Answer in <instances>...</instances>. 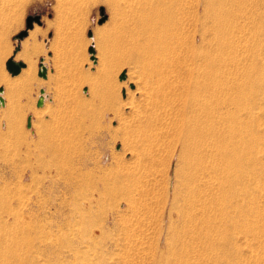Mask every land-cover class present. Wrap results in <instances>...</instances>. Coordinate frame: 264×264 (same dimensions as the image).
I'll return each mask as SVG.
<instances>
[{"label":"rangeland","instance_id":"1","mask_svg":"<svg viewBox=\"0 0 264 264\" xmlns=\"http://www.w3.org/2000/svg\"><path fill=\"white\" fill-rule=\"evenodd\" d=\"M205 5L233 113L192 167L146 33L191 37ZM16 47L27 76L5 68ZM0 89V264H264V0H0Z\"/></svg>","mask_w":264,"mask_h":264},{"label":"bare ground","instance_id":"2","mask_svg":"<svg viewBox=\"0 0 264 264\" xmlns=\"http://www.w3.org/2000/svg\"><path fill=\"white\" fill-rule=\"evenodd\" d=\"M209 7L210 5L204 6V17L198 20L203 24V27L191 37L187 36V33H184L179 25L167 27L163 25L164 27L152 28L147 33L145 32L148 34L146 38L148 52L145 51L148 53L147 68L151 75L158 79L161 103H163L161 108L165 109L163 117L167 120L176 118L180 122L181 129L179 127L180 131H178L184 137V142H182L179 154L181 156L183 153L187 158L186 162L192 167L199 166L198 162H201V166L210 163L215 147L214 129L216 128L214 127L216 124L214 125V123H216V117L219 116L221 120L233 113L228 105L222 106V108L218 107L221 108L219 111L214 108V105L216 108L218 105L214 104L215 91H213L212 84L214 64L211 54L213 45ZM38 32L40 29L35 28L30 36L34 38ZM198 39H200V43ZM115 45L114 49L118 50L117 42ZM29 58V67L26 66L27 69L25 67L21 70L22 73L24 72L22 75L25 76L33 71L32 58L31 56ZM13 60L16 61L15 58ZM227 103L229 104V102ZM233 105L236 104L233 103ZM162 129L164 130L161 128V131H163ZM261 132L260 130L254 137L258 138V141L261 140Z\"/></svg>","mask_w":264,"mask_h":264},{"label":"water","instance_id":"3","mask_svg":"<svg viewBox=\"0 0 264 264\" xmlns=\"http://www.w3.org/2000/svg\"><path fill=\"white\" fill-rule=\"evenodd\" d=\"M37 24V25H41L40 23V17L39 16H35V17H27L25 20V30L20 32L15 39L18 41L23 40L24 38L27 37L28 35V31L33 29V25ZM19 51V47L15 48V51L13 52V57L9 58L6 62H5V68L7 70V72L10 74V76L14 77L20 74L21 70L23 68H25V64L22 62H16L14 61V57L16 55V53ZM89 53L91 55L94 54V50L93 48L89 49ZM93 58V56L91 57ZM38 76L41 78H46V69L44 66H40V71L38 72ZM125 79V73H122L119 77V80H124ZM0 93H2V89H0ZM0 103H2V99H0ZM38 105H41V100L39 101ZM30 127V120L28 119L27 121V128Z\"/></svg>","mask_w":264,"mask_h":264}]
</instances>
